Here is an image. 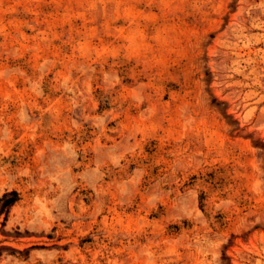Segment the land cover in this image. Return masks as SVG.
<instances>
[{
  "label": "rangeland",
  "instance_id": "1",
  "mask_svg": "<svg viewBox=\"0 0 264 264\" xmlns=\"http://www.w3.org/2000/svg\"><path fill=\"white\" fill-rule=\"evenodd\" d=\"M11 191L0 264H264V0H0Z\"/></svg>",
  "mask_w": 264,
  "mask_h": 264
},
{
  "label": "trees",
  "instance_id": "2",
  "mask_svg": "<svg viewBox=\"0 0 264 264\" xmlns=\"http://www.w3.org/2000/svg\"><path fill=\"white\" fill-rule=\"evenodd\" d=\"M8 195L10 196L11 195V197H8ZM8 195H6V194H3L2 196H1V206L0 207H2V206H5V205H8V204H10L12 201H13V198H12V196L14 195V192H9V194Z\"/></svg>",
  "mask_w": 264,
  "mask_h": 264
}]
</instances>
